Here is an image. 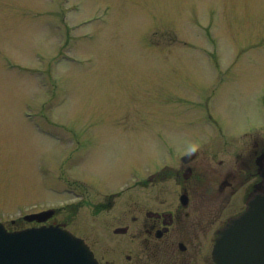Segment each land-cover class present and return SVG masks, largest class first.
I'll list each match as a JSON object with an SVG mask.
<instances>
[{
  "label": "rangeland",
  "instance_id": "374dc122",
  "mask_svg": "<svg viewBox=\"0 0 264 264\" xmlns=\"http://www.w3.org/2000/svg\"><path fill=\"white\" fill-rule=\"evenodd\" d=\"M256 131L264 0H0L9 229L73 201L86 174L115 186L132 164L153 170L169 150L224 151Z\"/></svg>",
  "mask_w": 264,
  "mask_h": 264
},
{
  "label": "flooded vegetation",
  "instance_id": "af4514ba",
  "mask_svg": "<svg viewBox=\"0 0 264 264\" xmlns=\"http://www.w3.org/2000/svg\"><path fill=\"white\" fill-rule=\"evenodd\" d=\"M180 150L153 170L132 164L115 186L93 174L71 181L73 201L45 224L83 239L96 264H218L220 232L245 216V238L226 240L228 264H239L237 247L264 232V133H245L224 151Z\"/></svg>",
  "mask_w": 264,
  "mask_h": 264
},
{
  "label": "water",
  "instance_id": "95a60500",
  "mask_svg": "<svg viewBox=\"0 0 264 264\" xmlns=\"http://www.w3.org/2000/svg\"><path fill=\"white\" fill-rule=\"evenodd\" d=\"M51 211L31 214L26 221L43 222ZM243 217L220 232L214 259L218 264H227L226 238H244ZM261 243V245H260ZM239 249V264H264V233L257 236L254 245L242 244ZM233 249V247L231 248ZM0 264H94L91 252L84 242L66 230L49 226L9 232L0 224Z\"/></svg>",
  "mask_w": 264,
  "mask_h": 264
}]
</instances>
